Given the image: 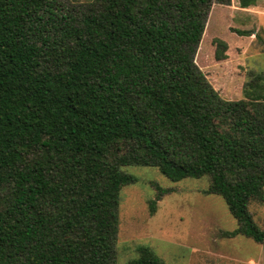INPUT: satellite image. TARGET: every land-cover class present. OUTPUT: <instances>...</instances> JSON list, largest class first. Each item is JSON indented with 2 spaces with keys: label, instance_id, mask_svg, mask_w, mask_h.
<instances>
[{
  "label": "trees",
  "instance_id": "16d2710c",
  "mask_svg": "<svg viewBox=\"0 0 264 264\" xmlns=\"http://www.w3.org/2000/svg\"><path fill=\"white\" fill-rule=\"evenodd\" d=\"M230 3L0 0V264H118L132 166L206 178L237 221L224 235L264 248L250 211L264 202V75L229 101L196 63L212 6ZM152 186L154 214L168 191ZM137 252L127 264H164Z\"/></svg>",
  "mask_w": 264,
  "mask_h": 264
},
{
  "label": "rangeland",
  "instance_id": "374dc122",
  "mask_svg": "<svg viewBox=\"0 0 264 264\" xmlns=\"http://www.w3.org/2000/svg\"><path fill=\"white\" fill-rule=\"evenodd\" d=\"M90 0H56L59 6L78 9ZM242 0L214 4L196 63L220 96L229 101L243 98L250 74L264 75V0L243 8ZM236 30L250 32L240 36ZM217 39L228 45L227 58L215 57ZM137 179L123 187L119 206L118 264L138 257L137 248L147 246L164 264H264V248L242 236L227 238L237 229L224 199L207 193L206 178L172 181L154 167H127ZM158 184L168 194L150 211ZM254 220L264 229V202L250 205Z\"/></svg>",
  "mask_w": 264,
  "mask_h": 264
}]
</instances>
